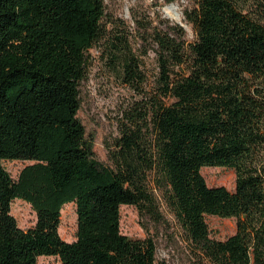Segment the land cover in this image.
Returning <instances> with one entry per match:
<instances>
[{
	"label": "trees",
	"instance_id": "obj_1",
	"mask_svg": "<svg viewBox=\"0 0 264 264\" xmlns=\"http://www.w3.org/2000/svg\"><path fill=\"white\" fill-rule=\"evenodd\" d=\"M186 1L192 40L182 22L134 15L156 71L103 164L77 116L86 53L105 40L108 60L143 85L141 59L103 27V0H0V264H157L150 224L181 237L189 264H264V0ZM11 159L31 161L16 179ZM206 165L231 167L234 188L208 185ZM14 198L35 210L33 226L17 225ZM67 202L70 242L58 232ZM121 204L136 207L143 237L120 232ZM205 215L235 218V231L211 238Z\"/></svg>",
	"mask_w": 264,
	"mask_h": 264
},
{
	"label": "rangeland",
	"instance_id": "obj_2",
	"mask_svg": "<svg viewBox=\"0 0 264 264\" xmlns=\"http://www.w3.org/2000/svg\"><path fill=\"white\" fill-rule=\"evenodd\" d=\"M103 27L111 35L117 33L125 36L134 54L142 61L141 69L146 76V84H133L125 80L122 69L113 65L106 56V41L101 40L93 45L86 53L85 73L79 84L80 108L77 116L85 127L86 135L92 140L95 157L103 164H109L108 151L119 135L120 123L125 121V114L136 101L141 99L144 92H149L155 75V59L151 51L150 40H143L137 30L134 15L143 19L148 26L159 24L165 26L169 21H176L165 8H172L180 15V20L186 30V38L192 40L193 30L183 19V7L186 0H103ZM177 14V15H178ZM175 18V19H174ZM144 92H142V90ZM29 160H3L2 165L13 179ZM208 185H223L233 189L235 173L228 166H202L200 169ZM164 216L173 222L171 214L160 202ZM10 212L15 217L17 225L27 229L34 225L36 212L27 201L14 198L10 204ZM120 232L130 238H140L145 235L140 217L135 206L121 204L119 206ZM209 236L223 239L235 231V218L205 215ZM155 238L157 264H189L184 241L171 229L148 225ZM60 237L67 241L75 239L76 213L73 202L65 203L60 209L58 226ZM37 264H62L57 255H41Z\"/></svg>",
	"mask_w": 264,
	"mask_h": 264
},
{
	"label": "bare ground",
	"instance_id": "obj_3",
	"mask_svg": "<svg viewBox=\"0 0 264 264\" xmlns=\"http://www.w3.org/2000/svg\"><path fill=\"white\" fill-rule=\"evenodd\" d=\"M165 11L172 17L174 16L177 20H180V15H177L176 11L171 7L168 6L165 8Z\"/></svg>",
	"mask_w": 264,
	"mask_h": 264
},
{
	"label": "water",
	"instance_id": "obj_4",
	"mask_svg": "<svg viewBox=\"0 0 264 264\" xmlns=\"http://www.w3.org/2000/svg\"><path fill=\"white\" fill-rule=\"evenodd\" d=\"M171 7H173V6H171ZM178 14V13H177ZM179 15V14H178ZM175 19V18H174ZM177 22H181V21H179V20H176Z\"/></svg>",
	"mask_w": 264,
	"mask_h": 264
}]
</instances>
